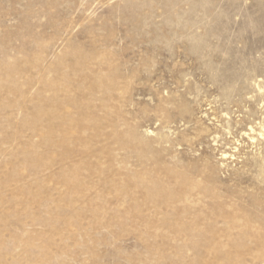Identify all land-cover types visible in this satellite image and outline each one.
Segmentation results:
<instances>
[{
  "label": "rangeland",
  "instance_id": "374dc122",
  "mask_svg": "<svg viewBox=\"0 0 264 264\" xmlns=\"http://www.w3.org/2000/svg\"><path fill=\"white\" fill-rule=\"evenodd\" d=\"M263 127L264 0H0V264H264Z\"/></svg>",
  "mask_w": 264,
  "mask_h": 264
},
{
  "label": "bare ground",
  "instance_id": "6f19581e",
  "mask_svg": "<svg viewBox=\"0 0 264 264\" xmlns=\"http://www.w3.org/2000/svg\"><path fill=\"white\" fill-rule=\"evenodd\" d=\"M263 129H264V127H263ZM253 130V129H252ZM261 138H263L264 137V133H260V135H259Z\"/></svg>",
  "mask_w": 264,
  "mask_h": 264
}]
</instances>
